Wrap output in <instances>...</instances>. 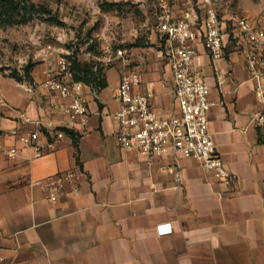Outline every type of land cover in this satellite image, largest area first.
I'll return each mask as SVG.
<instances>
[{"label": "crops", "instance_id": "obj_1", "mask_svg": "<svg viewBox=\"0 0 264 264\" xmlns=\"http://www.w3.org/2000/svg\"><path fill=\"white\" fill-rule=\"evenodd\" d=\"M181 12L168 13L181 17ZM231 14L219 10L228 24ZM230 32L223 31L222 59L212 62L199 44L194 62L214 102L208 123L216 152L237 178L231 187L214 181L192 158L149 159L116 145L112 115L119 108L116 90L123 72H138L142 88L152 85L151 105L158 114L175 113L171 73L158 56L153 25L140 28L138 41L147 46L110 57L104 89L83 84L85 125L70 124L63 113L69 99L42 85L45 71L57 64H35L30 81L0 72L7 103L0 109V264H264V138L252 121L261 105L246 47ZM18 111L41 121L43 131L64 132L54 150L35 157L32 148L20 145L12 130L26 132L35 125L20 121ZM10 148L17 150L13 158L6 154ZM162 165L181 171L182 186ZM68 170L76 178L53 204L37 181ZM159 224H170L171 232L159 235Z\"/></svg>", "mask_w": 264, "mask_h": 264}, {"label": "built area", "instance_id": "obj_2", "mask_svg": "<svg viewBox=\"0 0 264 264\" xmlns=\"http://www.w3.org/2000/svg\"><path fill=\"white\" fill-rule=\"evenodd\" d=\"M201 16L184 14L172 17L169 13L160 16L157 25L159 33L158 56L169 67L171 73L170 92L175 113L161 115L151 105L152 85L145 84L138 72H123L120 75L116 90L119 102L118 110L112 115L117 125L115 141L123 151L137 152L149 159L164 160L172 157L175 162L182 158L196 160L213 178L214 181L227 187L236 182L216 152L212 135L209 131L208 114L214 105L210 99V88L200 74L194 62L197 46L200 44L212 62L222 59L225 29L231 30L230 36L246 47L245 62L254 81V93L261 105V110L252 121L262 131L264 138V20L258 21L248 15L232 13L226 22L219 15L218 0H200ZM51 46H46L39 55L45 59ZM125 49H118L116 56L123 57ZM222 71L217 80L222 83ZM49 92L69 99L63 111L69 123L85 125L88 119V107L81 94L83 83L72 80L69 62L64 55H59L57 67L46 70L42 82ZM7 105L0 93V109ZM18 119L24 124L32 123L35 129L22 132L20 128L12 130L22 147H30L35 157H41L56 147V142L64 137L62 130L50 132L42 130L41 121H30L24 112L18 111ZM15 148L6 151L13 158ZM174 174L177 187L182 186L183 177L177 167H165ZM76 173L73 170L57 173L38 180L47 199L56 204L66 183L73 181ZM78 189L74 188L73 192ZM159 235L171 232L170 224H159L156 227Z\"/></svg>", "mask_w": 264, "mask_h": 264}, {"label": "rangeland", "instance_id": "obj_3", "mask_svg": "<svg viewBox=\"0 0 264 264\" xmlns=\"http://www.w3.org/2000/svg\"><path fill=\"white\" fill-rule=\"evenodd\" d=\"M28 1L39 8V17L27 24L0 28L1 73L23 74L28 63L46 62L47 67L53 68L59 55L67 58L69 66L76 59L108 67L113 62L110 57L115 56L118 49H129L139 42L140 28L157 27L160 16L165 13L180 10L179 15H182L187 8L202 13L200 0ZM222 8L264 20V0H223L220 12ZM50 16L53 22L45 20ZM143 42L142 45L147 46ZM48 45L51 50L43 59L39 53ZM113 70L109 72L110 81L114 80ZM106 94L111 97L110 89Z\"/></svg>", "mask_w": 264, "mask_h": 264}, {"label": "trees", "instance_id": "obj_4", "mask_svg": "<svg viewBox=\"0 0 264 264\" xmlns=\"http://www.w3.org/2000/svg\"><path fill=\"white\" fill-rule=\"evenodd\" d=\"M39 15V8L30 3L28 0H0V28L27 24L36 17H39ZM45 20L53 22V17L50 16ZM140 45L142 46L140 42H136L131 46ZM34 66L35 63H28L23 68V74H9V76L14 78L16 81H30V73ZM105 68L106 67H104L102 63L87 64L81 63L76 59H74L69 66L72 80L74 82H81L95 88L98 91L107 86Z\"/></svg>", "mask_w": 264, "mask_h": 264}]
</instances>
